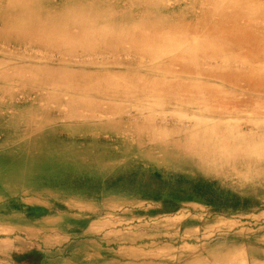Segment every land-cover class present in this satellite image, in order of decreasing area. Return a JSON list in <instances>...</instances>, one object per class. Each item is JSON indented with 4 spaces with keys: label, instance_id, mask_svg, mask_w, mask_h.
Wrapping results in <instances>:
<instances>
[{
    "label": "rangeland",
    "instance_id": "374dc122",
    "mask_svg": "<svg viewBox=\"0 0 264 264\" xmlns=\"http://www.w3.org/2000/svg\"><path fill=\"white\" fill-rule=\"evenodd\" d=\"M35 1L47 6L49 14L36 15L35 26L29 29L31 21L20 15L25 14L27 3H32L29 7L38 4ZM155 1L165 7L158 13L160 20L183 27L173 29L169 42L190 38L178 48L180 56L217 40L234 42L242 40V35L256 41L264 38V22L254 21L250 12L262 8L264 0H246L250 8L228 25L218 16L231 14V6L240 0ZM111 2L113 6L105 9L107 29L99 28L94 38L148 22L140 16L134 22L120 19L117 13L139 5L134 0H0V264H180L172 249L161 258L145 252L150 248L152 253L159 252L166 244L181 249L159 235L155 219L171 217L188 206L205 218L198 240L194 237L188 242L197 247L194 250L201 254L213 251L219 236L206 230L208 222L221 219L227 223L221 243L264 251V244H257L252 236L262 225L255 216L264 215V164L240 162L225 167V163L214 168L210 161L223 159L213 149L199 153L198 144L189 146L186 141L195 133L185 136L183 132L194 120L199 128L193 131L223 143L238 135L264 145V81L258 79L253 88L242 89L215 78H192L206 85L209 96L203 101L197 100L198 85L194 84L165 100L156 96L129 101L108 96L109 82L102 75L83 84L75 82L78 70L107 71L105 62L110 58L74 64L45 45L61 20L66 24L59 35L66 36L80 30L79 18L84 24L94 21L83 13L85 6ZM12 5L18 7L19 20L1 18ZM214 6L216 19L211 18ZM22 40L28 45L17 46ZM123 41L126 49H120L121 59L129 67L122 64L110 73L141 75L151 63L138 54L127 35ZM251 54L258 53L247 47L215 51L210 57L201 56L195 71L228 74L221 67L224 61L214 57L230 56L236 70V62ZM235 70L231 76L244 75ZM49 74L55 77L50 79ZM168 75L153 71L149 82L161 87L157 77ZM44 79L51 85L42 83ZM137 79L141 78L130 80ZM164 81L170 84L168 77ZM235 81L244 82L241 78ZM53 82L65 83L70 90L63 91ZM145 105L152 106L150 113L155 118L144 129L140 124L146 121L142 118L146 112L140 108ZM117 110L125 114L121 120L132 122L110 131L107 116Z\"/></svg>",
    "mask_w": 264,
    "mask_h": 264
},
{
    "label": "bare ground",
    "instance_id": "6f19581e",
    "mask_svg": "<svg viewBox=\"0 0 264 264\" xmlns=\"http://www.w3.org/2000/svg\"><path fill=\"white\" fill-rule=\"evenodd\" d=\"M140 1L137 7H133L134 5H129V7L123 10V13H117L120 16V19L125 22L126 20L129 22H134L138 16L148 19L144 26L139 27H131L130 29L121 30L120 33L112 32L111 35H106L105 37L101 38H94L95 34L97 33L98 29L102 27H106L108 25L107 21V10H105L108 6L112 7L113 3H99V5L92 3L84 7L83 13L85 15H90L91 18L94 19L92 23L84 24L82 18H79L81 21H76L77 25H80V30L76 32H72L66 36L59 35L60 29L62 26L66 24V20L63 19L59 22L58 26L55 28V34L51 36V40L48 44L45 45L47 50L50 52H56L60 55L62 60H70L74 64L77 63H86L88 60L99 61L104 58L106 59L109 57L110 60L106 61L105 64L109 65L106 67L107 71H97L95 73H87L84 71H77L78 75L74 76L75 82L83 84L89 80V78H93L96 75H102L104 80L109 82L107 84L109 89V95L112 98L117 99H126L129 101H134L138 99H151V98H161L162 100L168 99L170 94H176L174 92H184L187 90V84H194L198 85L197 88L195 87V91L198 92V101H203L209 95L206 93L205 84H199L192 78H215L218 80H222L232 85H236L242 89H249L255 86V83L259 79V82L264 81V38L261 41H256V38L249 37L245 38L242 35V40L230 42L225 40H217L210 42L204 47H195L180 56L178 53V48L183 46L184 44L190 42L189 36L185 37H177L169 42L167 37L177 31L178 28L183 27H175L174 25H170L169 22L165 20H160L159 16L163 10L164 6L160 5L157 6L158 2L153 0H134ZM213 1V0H211ZM230 1V0H229ZM235 1V0H233ZM243 2L246 3L244 5ZM240 0V2L236 3L235 5L231 6L230 13L227 16L219 15L218 18L222 20L225 25H228L230 22H236L237 19L240 18L246 11V8H250L249 1ZM262 1V0H258ZM38 4H35L32 7V3H27L26 7H24L25 14L20 15L23 19L27 21H31L30 25H28L29 29H32L35 26L33 23L36 15L45 14L48 15L49 9L47 6L42 7V3L39 1H35ZM157 6V8H156ZM47 7V8H46ZM215 8L212 12V17L217 18V8ZM6 10V11H5ZM4 15L1 18L7 20V18L11 17L13 20L20 17L17 13L18 7L15 5L9 6L5 8ZM22 10V9H21ZM159 10V11H158ZM252 16L255 15L254 21H262L264 22V6L262 8H256L250 10ZM48 13V14H47ZM207 19V17H206ZM252 20V19H251ZM38 23V22H37ZM39 25V24H38ZM132 25H135L134 23ZM41 26V24H40ZM107 29V28H105ZM173 29H176L173 31ZM156 31L158 34H156ZM54 33V32H52ZM128 36V41H130L131 45L134 46V49L139 51V55L142 58L148 60L151 63V67L147 69V71H143L140 73L141 75H133L132 71H124L118 73L116 70L115 73H110L111 70H115L117 67L121 66L122 64L129 67L128 63H123L121 59L120 49H122L123 43H125L124 36ZM152 36V37H151ZM3 37H0L2 40ZM153 38H156L158 42L153 41ZM127 41V42H128ZM26 46L28 45L26 40L18 41L17 46ZM33 45V44H32ZM242 47H247L249 50L256 51L258 54H251L247 58L242 61L236 62V70L234 69V65L232 62V58L228 55L217 56L214 58L220 59L224 61V65L222 63L221 67L224 68V71H228L227 73L222 74H214L209 75L205 73H198L195 69L198 67L200 63V57H210L212 56L213 52L221 51V50H236ZM125 48V47H124ZM126 49V48H125ZM129 52V51H127ZM126 52V54H127ZM71 63V62H70ZM175 63L181 64L180 67L174 66ZM73 64V65H74ZM169 64V65H168ZM89 65V64H88ZM99 65V64H98ZM92 66V65H91ZM94 66V65H93ZM105 66V65H104ZM111 66V67H110ZM81 67V65H80ZM124 67V66H123ZM86 68V67H85ZM91 69V68H89ZM87 70V69H86ZM95 70V69H94ZM241 71L243 72L242 77H234L230 75V71ZM119 71V70H118ZM154 72H159L163 74H170L166 77L161 76L157 77V83L161 84V87L152 86L149 82L150 74ZM50 74L47 76L50 78ZM55 77V76H54ZM53 77V78H54ZM170 81L169 85L164 84V78ZM188 78H191L190 81ZM50 78V79H53ZM134 78H141L137 80H130ZM237 78H241L244 82L240 81L236 84L235 80ZM48 79H44L41 82L46 85H51L48 82ZM55 86L59 87L63 91L70 90V86L65 83H57L53 82ZM78 84L77 87L82 90L83 88L81 85ZM147 89H145V87ZM185 86V87H184ZM165 88H169L168 90H164ZM264 89V88H263ZM172 91V92H170ZM260 93V92H259ZM93 95L92 93H90ZM178 101V99L176 98ZM185 102V101H184ZM140 109L145 110L146 117L144 118L146 121L140 124L144 129L150 127L154 124L153 115L150 113L152 110L151 105H145ZM139 109V110H140ZM148 112V113H147ZM141 115V113H137ZM144 114V113H143ZM122 116H125L120 110L116 111V114L112 112L107 116L109 123L108 130L110 131H117L120 127H126L130 122L121 120ZM138 117L137 115L133 116V118ZM120 118V119H118ZM83 117L80 116V121L84 123ZM128 120V119H127ZM199 128L198 123L192 120L189 128L183 130L185 136L187 132L195 133L186 137V141L189 146H195L194 144H198L200 146L201 154L207 153L213 149L215 156L219 159H223L222 162H218L215 160L210 161L214 168H218L219 164H225V167H231L233 164L240 163L241 164H254L259 163L263 166L264 164V145H255L253 143L248 142L244 138L234 135L232 138L227 142L223 143L217 140L214 136L209 135L207 133L199 134L193 130ZM152 131V128L147 130L146 133ZM118 137V136H117ZM119 138V137H118ZM156 139V138H153ZM207 145V146H206ZM233 149L232 151H230ZM237 149L240 150L241 153H237ZM223 152H228L225 155H220ZM200 154V155H201ZM231 154V155H230ZM227 155V156H226ZM224 167V166H223ZM220 168H222L220 166ZM264 171V170H263Z\"/></svg>",
    "mask_w": 264,
    "mask_h": 264
},
{
    "label": "crops",
    "instance_id": "0c3cea01",
    "mask_svg": "<svg viewBox=\"0 0 264 264\" xmlns=\"http://www.w3.org/2000/svg\"><path fill=\"white\" fill-rule=\"evenodd\" d=\"M193 211H195L194 207L188 206L185 209L179 210L171 217L159 216L155 219L158 222L159 235L162 238H168L176 245H181V249L187 248V252L182 251L179 246H169L166 244V246H160L159 252L152 253L150 248L145 254H149V256L153 254V256L160 257L165 254L164 251L172 249L171 252L176 251L175 260L181 261L180 264H264V251L257 252L253 250L254 247L252 246L251 249L236 243L232 245L221 243L223 230L227 228V223L221 219L208 222L209 226L206 232L208 231L214 236H219V242L215 245L213 251L208 252V254H201L196 249L194 250L196 246L190 245L188 242L189 240L192 241L194 237L198 240L201 235L200 223L205 218L194 214ZM255 218L258 219L257 224L262 225L257 228L255 234L252 236H254L257 244H264V215H257ZM168 258H171L170 255L166 256V259Z\"/></svg>",
    "mask_w": 264,
    "mask_h": 264
}]
</instances>
